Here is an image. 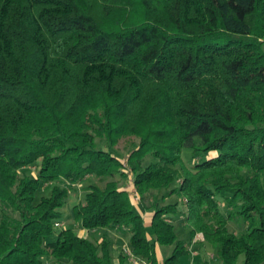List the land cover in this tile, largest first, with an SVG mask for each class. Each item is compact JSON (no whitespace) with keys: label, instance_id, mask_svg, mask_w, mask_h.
<instances>
[{"label":"trees","instance_id":"1","mask_svg":"<svg viewBox=\"0 0 264 264\" xmlns=\"http://www.w3.org/2000/svg\"><path fill=\"white\" fill-rule=\"evenodd\" d=\"M88 177L94 239L56 228ZM117 235L264 264V0H0V264H130Z\"/></svg>","mask_w":264,"mask_h":264},{"label":"rangeland","instance_id":"2","mask_svg":"<svg viewBox=\"0 0 264 264\" xmlns=\"http://www.w3.org/2000/svg\"><path fill=\"white\" fill-rule=\"evenodd\" d=\"M187 157H188V153H186ZM126 157V154H123V157ZM188 161V160H187ZM25 174H29L32 176H36L39 172V169L37 167H31V168H26L23 171ZM97 183V181L94 179V177H88L86 178L85 182H83L82 184H80L79 186H77V191L73 192V194L71 195L70 201L68 203V205L64 208L63 210V214L65 216V221L64 222H60L59 226H56V228L58 230H63V229H68V228H73L79 231V235H81L80 230L81 227L78 225V223H76L75 219H74V207L79 203V201L84 197L85 193L87 192V189L89 187L90 184H94ZM125 185L127 186V188H129L130 190H132V182L130 180L126 181ZM52 188V185H46L44 186L43 190L39 193V197L44 196V195H49L50 194V189ZM133 194L136 193L134 190L132 191ZM134 203L135 204H139V200H136V198H133ZM177 201L175 198L171 199V202H175ZM222 207L225 210L226 206L224 205V203H222ZM149 217V216H147ZM230 230L231 232H237L239 231V227L236 223H231L230 224ZM102 234H104V232H100L94 235H88L91 238H97L99 236H101ZM82 236V235H81ZM178 236L180 237V239L182 240H186L187 239V235L185 234V225L182 223H178ZM82 237H87V236H82ZM115 238V252L116 254H119L120 252L124 251L126 248H128V243L127 240L119 237V235L114 236ZM191 246V245H189ZM204 250H208L207 253H211V249L208 247H204ZM170 252V250L168 251V253ZM244 257L242 256L240 258V262H244Z\"/></svg>","mask_w":264,"mask_h":264},{"label":"crops","instance_id":"3","mask_svg":"<svg viewBox=\"0 0 264 264\" xmlns=\"http://www.w3.org/2000/svg\"><path fill=\"white\" fill-rule=\"evenodd\" d=\"M82 236H88L89 233L86 230H80ZM80 235V236H81ZM205 247V246H204ZM203 246L198 245H191L189 247V250L191 252L190 256H188L183 263L184 264H196L198 262H202L204 264L205 262H208L209 264L214 263V254L213 252L207 253L208 250H204ZM239 264H243L241 261Z\"/></svg>","mask_w":264,"mask_h":264},{"label":"built area","instance_id":"4","mask_svg":"<svg viewBox=\"0 0 264 264\" xmlns=\"http://www.w3.org/2000/svg\"><path fill=\"white\" fill-rule=\"evenodd\" d=\"M133 198H136V200H139L138 196L134 193L133 194ZM60 224H58L59 226ZM201 241L203 240V236L200 235V236H197V238L194 240L193 242V245L196 244L198 241ZM124 252L126 253V255L129 257V262L130 264H150L149 262L145 261V260H142L141 258L135 256L133 254V252L129 249V248H126L124 250Z\"/></svg>","mask_w":264,"mask_h":264}]
</instances>
